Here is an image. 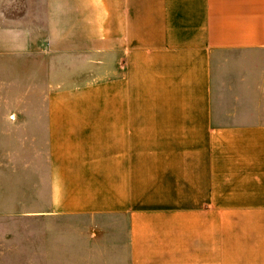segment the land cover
<instances>
[{
  "label": "crops",
  "instance_id": "obj_1",
  "mask_svg": "<svg viewBox=\"0 0 264 264\" xmlns=\"http://www.w3.org/2000/svg\"><path fill=\"white\" fill-rule=\"evenodd\" d=\"M38 206L90 264H264V0H0V213Z\"/></svg>",
  "mask_w": 264,
  "mask_h": 264
},
{
  "label": "rangeland",
  "instance_id": "obj_2",
  "mask_svg": "<svg viewBox=\"0 0 264 264\" xmlns=\"http://www.w3.org/2000/svg\"><path fill=\"white\" fill-rule=\"evenodd\" d=\"M3 159H8V154ZM37 209L38 218L29 214L23 216L18 212L0 213V264L93 263L91 252L86 255L84 246L77 254L71 245L69 232L74 230V219L47 214L41 217V212L46 208L38 206ZM76 222L75 229L82 231V220Z\"/></svg>",
  "mask_w": 264,
  "mask_h": 264
}]
</instances>
